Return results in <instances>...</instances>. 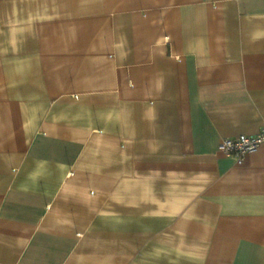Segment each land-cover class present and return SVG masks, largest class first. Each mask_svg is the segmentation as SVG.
<instances>
[{
  "label": "crops",
  "instance_id": "crops-1",
  "mask_svg": "<svg viewBox=\"0 0 264 264\" xmlns=\"http://www.w3.org/2000/svg\"><path fill=\"white\" fill-rule=\"evenodd\" d=\"M264 0H0V264H264Z\"/></svg>",
  "mask_w": 264,
  "mask_h": 264
},
{
  "label": "built area",
  "instance_id": "built-area-1",
  "mask_svg": "<svg viewBox=\"0 0 264 264\" xmlns=\"http://www.w3.org/2000/svg\"><path fill=\"white\" fill-rule=\"evenodd\" d=\"M261 144H264V131L254 137L239 136L233 139H224L218 146V151L231 156L240 164L244 157L256 151Z\"/></svg>",
  "mask_w": 264,
  "mask_h": 264
}]
</instances>
